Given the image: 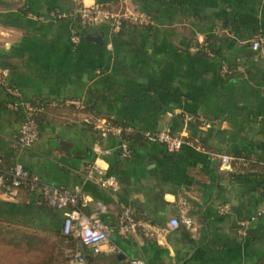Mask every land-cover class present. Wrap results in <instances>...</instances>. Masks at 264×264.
Wrapping results in <instances>:
<instances>
[{
	"label": "crops",
	"instance_id": "crops-1",
	"mask_svg": "<svg viewBox=\"0 0 264 264\" xmlns=\"http://www.w3.org/2000/svg\"><path fill=\"white\" fill-rule=\"evenodd\" d=\"M83 1L148 23L91 25L74 42L69 0H0V219L62 231L64 212L40 193L7 197L3 173L20 163L48 185L80 189L85 214L111 228L102 253L82 246L85 264H264V45L252 47L264 38V0ZM20 102L47 106L26 148L17 140L24 110L11 107ZM96 119L132 136L129 159ZM162 131L196 148L171 152L144 138ZM212 154L233 158L231 167ZM93 163L118 192L86 180ZM183 202L193 227L173 229ZM125 208L152 229L121 234Z\"/></svg>",
	"mask_w": 264,
	"mask_h": 264
},
{
	"label": "built area",
	"instance_id": "built-area-1",
	"mask_svg": "<svg viewBox=\"0 0 264 264\" xmlns=\"http://www.w3.org/2000/svg\"><path fill=\"white\" fill-rule=\"evenodd\" d=\"M73 3V10L71 17L77 25L83 30L88 26L99 23H110L114 32H120L125 22L132 24L144 25L148 21L141 18L139 15H135L128 12H116L105 8L100 4L86 5L83 0H69ZM78 27V28H79ZM81 29H74L73 41L76 42ZM264 45V38L257 37L252 41V47L254 50H258ZM208 56H212L209 50H206ZM223 73H228L227 67L223 68ZM8 75L7 70L0 69V81ZM9 93L14 97H19V93L16 90L8 89ZM69 106L82 107L79 101H70L67 103ZM13 109L23 108L25 113V119L18 135V144L23 147L32 146L38 138V122L37 119L43 115L47 106L42 103H25L11 105ZM95 127L99 130L102 137L109 135L118 136L120 139V155L123 159H129L131 157V149L129 142L124 140L122 135V129L114 126L112 123L105 119H96ZM144 138L149 143H158L165 145L171 152H178L184 146H190L196 148L193 141L189 140L187 136L183 134H173L170 131H162L158 133L147 132ZM96 153L101 151L96 148ZM104 154H110V151H105ZM214 159L220 161L222 165L231 167L233 158L212 154ZM0 158V165L2 164ZM85 178L100 187L109 188L113 192H118L120 184L115 176L107 175L105 170L99 167L96 163L88 166ZM4 190L10 199H16L19 197L20 192L27 189L31 193H40L42 197L48 202V204L58 210L64 212V221L62 226V232L66 236H70L78 240L83 246L92 249L93 253L98 255L103 252V247L110 243L111 228L103 223L97 217H88L83 210V193L80 189L68 190L58 187H54L44 183L38 175L32 174L22 164L17 163L9 170L4 171ZM183 208L181 210L180 219H173L170 222V227L173 229L178 228L181 224L187 229H192L193 221L188 217L185 210L186 203H182ZM248 222L241 224L242 228L240 233L246 235ZM117 228L121 234H135L139 229L149 231L152 228L149 225L137 218L130 208H125L117 221ZM118 249L115 246H110L109 252H116ZM86 258L80 251H76L71 254V264H85ZM128 264H147L140 259H129Z\"/></svg>",
	"mask_w": 264,
	"mask_h": 264
},
{
	"label": "trees",
	"instance_id": "trees-1",
	"mask_svg": "<svg viewBox=\"0 0 264 264\" xmlns=\"http://www.w3.org/2000/svg\"><path fill=\"white\" fill-rule=\"evenodd\" d=\"M75 23L78 28L77 22ZM40 117L37 119L38 124ZM121 137L129 142L132 136L122 132ZM0 245L23 249L30 255L28 264H71V254L76 251L81 252L83 246L78 240L64 235L62 231L2 219H0Z\"/></svg>",
	"mask_w": 264,
	"mask_h": 264
},
{
	"label": "rangeland",
	"instance_id": "rangeland-1",
	"mask_svg": "<svg viewBox=\"0 0 264 264\" xmlns=\"http://www.w3.org/2000/svg\"><path fill=\"white\" fill-rule=\"evenodd\" d=\"M64 245H62L63 247ZM30 255L23 249H15L6 245H0L1 264H28Z\"/></svg>",
	"mask_w": 264,
	"mask_h": 264
}]
</instances>
